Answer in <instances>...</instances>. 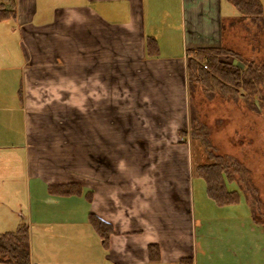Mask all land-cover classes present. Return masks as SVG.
<instances>
[{"label": "crops", "instance_id": "0c3cea01", "mask_svg": "<svg viewBox=\"0 0 264 264\" xmlns=\"http://www.w3.org/2000/svg\"><path fill=\"white\" fill-rule=\"evenodd\" d=\"M6 2L14 6V15L7 20L14 21L21 37L25 84L40 70L45 77L40 81L58 86L66 100L75 95V100L100 101L111 107L112 101H148L152 103L147 109L159 117L175 114L173 103L185 101L194 51L223 45L224 20L233 14L228 0ZM24 93H32V85L30 91L27 85L25 89L19 87L21 102ZM164 106H168L169 113L160 112ZM67 131L69 128L63 133ZM64 139L69 156L58 152L56 142H46L40 157L37 146L31 145L27 127L24 145L30 187L26 215L21 214V218L30 233V264H221V258L228 264L238 261V238L233 234L208 236L210 228L219 230L224 224L233 231L234 218L221 216L217 223L214 218L209 226V217L197 216L191 178L185 194L180 196L170 188L175 186L174 173L149 172L138 174L135 180L131 179L133 174L124 173L114 183L111 178L104 179L105 174L94 175L88 181L75 178L74 144L69 145L74 141ZM75 182L82 186L79 194L50 192V186ZM205 194L219 205L208 196L207 189ZM92 214L112 225L107 240L91 223ZM150 245L158 248L156 259L151 257Z\"/></svg>", "mask_w": 264, "mask_h": 264}, {"label": "rangeland", "instance_id": "374dc122", "mask_svg": "<svg viewBox=\"0 0 264 264\" xmlns=\"http://www.w3.org/2000/svg\"><path fill=\"white\" fill-rule=\"evenodd\" d=\"M227 8L225 5V12ZM230 8L234 17L224 20L223 46L232 48L243 60L264 62V18L242 17L235 7ZM20 42L14 21H0V233L16 230L23 221L21 214L26 215L30 182L24 143L29 127L31 145L37 146L40 157L46 142H56L58 152L69 156L68 145L62 141L72 138L69 145L74 144L75 178L88 181L105 174L104 179L111 178L114 183L124 173L133 174V180L149 172L174 173L175 186L170 188L178 195L185 194L191 178L197 216L209 217V226L221 216L236 222L233 231L224 224L219 230L210 228L208 236L233 234L239 242L235 264H264V107H258L255 98L238 96L216 83L207 88L191 79L185 101L173 103L175 114L168 116L151 113L147 107L152 102L148 101H112L111 107L100 101L75 100V95L66 100L58 86L40 81L45 78L40 70L25 84ZM26 85L28 91L32 85V93H24L21 102L18 89ZM167 108L160 112L169 113ZM193 124L196 135L190 133ZM66 128L69 131L64 134ZM215 160L227 166L228 188L239 191L235 204L216 205L205 194L199 165ZM182 205L187 206L185 199ZM221 264L228 263L221 258Z\"/></svg>", "mask_w": 264, "mask_h": 264}, {"label": "trees", "instance_id": "16d2710c", "mask_svg": "<svg viewBox=\"0 0 264 264\" xmlns=\"http://www.w3.org/2000/svg\"><path fill=\"white\" fill-rule=\"evenodd\" d=\"M235 7L240 16H258L264 18V1L262 0H228ZM14 6L6 0H0V21H5L14 15ZM196 58L192 60L188 73V84L191 79L203 82L208 88L216 83L222 89H231L238 96L256 99L258 107H264V62L256 63L254 60H243L241 55L232 48L219 46L195 50ZM232 58V60L224 59ZM205 59L207 62L204 63ZM235 60L237 62H235ZM207 64V67H204ZM190 133L194 132L195 124ZM180 133L187 135L186 131ZM211 157V155H209ZM216 157V156H215ZM201 176L206 182L207 194L217 204H235L239 201V191L228 188L230 181L227 166L222 162L213 161L199 165ZM53 194H79L82 192L80 183H70L50 186ZM91 223L99 230L105 240L113 232L109 222L91 215ZM149 252L152 259L159 256L156 245H150ZM0 263L3 264H30L31 244L30 233L25 223L14 231L0 233Z\"/></svg>", "mask_w": 264, "mask_h": 264}, {"label": "built area", "instance_id": "2783aa9c", "mask_svg": "<svg viewBox=\"0 0 264 264\" xmlns=\"http://www.w3.org/2000/svg\"><path fill=\"white\" fill-rule=\"evenodd\" d=\"M204 67H207V64H204Z\"/></svg>", "mask_w": 264, "mask_h": 264}]
</instances>
